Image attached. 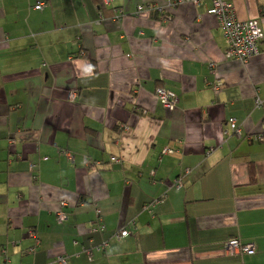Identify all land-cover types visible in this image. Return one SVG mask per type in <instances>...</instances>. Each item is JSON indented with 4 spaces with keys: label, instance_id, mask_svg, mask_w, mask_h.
<instances>
[{
    "label": "crops",
    "instance_id": "0c3cea01",
    "mask_svg": "<svg viewBox=\"0 0 264 264\" xmlns=\"http://www.w3.org/2000/svg\"><path fill=\"white\" fill-rule=\"evenodd\" d=\"M172 1L0 0V264H264V0H226L245 66L212 0Z\"/></svg>",
    "mask_w": 264,
    "mask_h": 264
},
{
    "label": "built area",
    "instance_id": "2783aa9c",
    "mask_svg": "<svg viewBox=\"0 0 264 264\" xmlns=\"http://www.w3.org/2000/svg\"><path fill=\"white\" fill-rule=\"evenodd\" d=\"M104 5H108L111 0H101ZM200 0H173L170 5L175 6L179 4H192L196 5ZM43 4H37L34 9L41 10ZM151 8V7H150ZM143 10V6L138 7V12ZM160 11V10H159ZM208 15L213 16L227 43V50L225 57L227 59L235 60L239 62L242 66H245L248 61L256 57L260 53V42L262 39L261 23L259 20H239L236 16L234 6L231 2L226 0H212V6L207 11ZM219 88V84L215 86V90ZM154 95L162 106L168 110H173L177 102L175 95L165 90L164 88H157ZM73 94L70 98L73 99ZM254 105L256 108L262 106V101L255 96ZM228 130L224 131L225 136L230 134L241 138V130L237 126L235 119L230 118L227 120ZM249 142H264V133L249 135L247 137ZM172 151L169 149H164L162 154H171ZM112 161H117L115 158ZM187 173V172H186ZM173 185L176 188H180L182 185V177H178L174 180ZM162 200L157 198L152 202L145 205L144 209H151L154 205H157ZM60 221L63 219L61 213L57 216ZM100 229H103L102 225H99ZM129 235L126 230H120L114 234L116 240L125 238ZM223 251L226 255H254L255 248L253 244L242 243L239 239L233 238L228 240L223 245ZM91 256V255H88ZM91 257H89L90 259ZM67 259L65 257H58L54 262L49 264H66ZM8 262V260H6Z\"/></svg>",
    "mask_w": 264,
    "mask_h": 264
}]
</instances>
